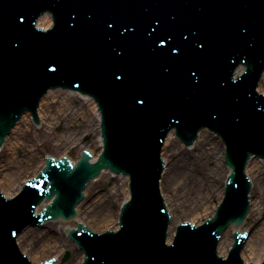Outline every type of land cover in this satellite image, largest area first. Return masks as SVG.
Returning a JSON list of instances; mask_svg holds the SVG:
<instances>
[{"label":"water","instance_id":"obj_1","mask_svg":"<svg viewBox=\"0 0 264 264\" xmlns=\"http://www.w3.org/2000/svg\"><path fill=\"white\" fill-rule=\"evenodd\" d=\"M46 8L59 14L61 27L44 33L33 21ZM50 25L48 14L37 20ZM239 63L247 69L233 79ZM263 69L264 0H0V140L48 87L62 83L101 102L107 145L94 164L88 153L74 168L65 158L48 159L18 197L0 196V264H30L20 252L34 264L51 257L79 264L82 253L65 234L75 221L24 229L20 252L14 238L26 224L73 216L85 183L106 167L129 173L132 198L118 232L87 236L84 264H235L217 259L214 248L227 223L246 214V160L264 157V95L254 90ZM171 125L189 141L204 125L224 134L233 172L216 217L190 235L179 231L186 236L167 246L169 217L157 183ZM84 192L75 220L96 232L116 229L127 179L102 172Z\"/></svg>","mask_w":264,"mask_h":264},{"label":"bare ground","instance_id":"obj_2","mask_svg":"<svg viewBox=\"0 0 264 264\" xmlns=\"http://www.w3.org/2000/svg\"><path fill=\"white\" fill-rule=\"evenodd\" d=\"M257 90L264 92V73L257 86ZM73 100H80V104H78V106L74 105L72 102ZM96 107L97 106L95 102L90 97L81 96L78 93L69 91L64 92L57 89L46 93L41 98L37 108V113L41 124L44 122L47 124V126H53L56 123H61L66 130V136L68 135L69 139L73 141L74 145L77 142L80 143L81 134L86 132L88 136L91 137L90 143L97 142L99 146L96 153H94L90 148L91 144L84 147L86 149L92 150L91 160H93L94 157L99 154L101 148V137L100 133L97 132L99 130V113ZM32 127L33 122L31 119V114L25 113L11 129L10 134H7L5 137L2 148V150L5 152V155L4 158L0 160V188L6 196H12L16 193L14 192L16 188L21 186L22 181H24V179L28 176L26 174L34 169V167L37 170L44 165V159L43 156H41V159L34 165L32 164V166L27 168L24 167L25 169L23 168V164H25L27 158L31 156L29 158L31 159L35 156L34 140L27 134ZM34 127V129L37 128L36 126ZM94 130L96 133H94ZM22 136H25L26 138L28 137L31 144H26L24 142L25 140H22ZM62 137L60 139H62ZM174 140H176L174 138V134L173 132H170L165 138L160 150V154L163 157L165 164V170L162 171L163 176L159 183L160 191L163 196L165 195L164 192H167L169 188L172 191L170 197L166 196L164 199L165 202H167V200H170L171 202L175 196H178L180 198L181 204L183 203L193 206V204H188V196L191 192L188 189L186 191L187 186L185 185V181L187 179H192L194 184L198 181V177L194 176L192 172L193 170L190 168L188 163L190 160V152L196 151L198 152V156L202 157L199 166H204V168L207 170L206 176L208 178H215L216 184L212 183V185L217 186V182L220 179V173L224 168L227 169L224 162V145L221 142L219 136L207 132L206 130H202L199 133V137L195 141L192 149L182 147V150L177 153L176 151L171 150L173 149ZM18 149L25 151V155L23 157L17 156L16 151ZM165 151L168 153V156L171 157L170 165L168 167L166 166L167 158H165ZM65 154L68 155L66 150L62 153V155ZM208 163H212V165L207 167ZM20 169L24 170L23 173L20 175V177L15 178V173H17V171ZM245 170L246 173H248L251 181H253L251 175L256 178V180L262 179V181H264V163L261 160L251 159ZM225 171L228 172V169ZM249 201L250 206L248 208V212H251L252 210L258 215L259 211L261 210L259 206L261 201V193H259L258 197L255 199L250 194ZM215 206L216 204L213 206L214 209ZM209 212L210 208L206 207L202 213L194 216L191 221L194 222L199 218H201L203 221L208 216ZM175 223L176 222H174V219H172L169 224L167 242L171 241ZM230 232L231 231L229 227V230L227 228V230H225L222 234L218 247L219 254L225 255L229 246L231 245L232 237L229 236V234L227 236V233ZM242 255L243 258H246V260L252 261L253 259L255 262H260L264 257V221H260L259 224L252 230V233L247 237L243 246Z\"/></svg>","mask_w":264,"mask_h":264},{"label":"rangeland","instance_id":"obj_3","mask_svg":"<svg viewBox=\"0 0 264 264\" xmlns=\"http://www.w3.org/2000/svg\"><path fill=\"white\" fill-rule=\"evenodd\" d=\"M261 92V91H260ZM74 105L80 104V100H73L72 101ZM33 126L27 133L28 136L32 137L34 140V148H35V156L31 159L27 158L25 164H23V168H27L34 165L36 162H38L41 159V156L52 155L54 157H60L62 153L66 150L68 152V155L70 156L71 160L75 162L80 155L81 150L86 146L90 145V148L93 150L94 153L98 150V143L97 142H91V137L88 136V134L82 133L80 137V143H76L74 145L73 141L69 139L68 135L66 136V130L64 129L63 125L61 123H56L53 126H47L46 123L40 124L36 129ZM94 133L96 131L94 130ZM68 134V133H67ZM63 135V137H62ZM79 135V134H78ZM62 137V139H60ZM22 140H25L24 142L26 144H31L28 137L22 136ZM183 144L181 142H178L177 140L173 141V151H176L177 153L182 150ZM193 148V145L191 146ZM3 146L0 148V160L4 158L5 152L2 150ZM191 148V149H192ZM17 156L23 157L25 155V151H22L21 149H18L16 151ZM165 158H167V167L170 165V156H168V153L165 151ZM203 156V155H202ZM189 165L190 168L193 170L194 176L198 177L197 183H193L192 179L186 180L185 185L187 186V189L191 192L188 196V204H193V206H189L186 204L180 203V198L178 196H175L172 201L167 200V206L169 209V212L172 214V217L174 219V222H176L174 225H176L180 221L184 220H190L196 216L197 214H200L204 211L206 207L210 208V212L208 215L212 214L214 211V205L217 204L221 198H222V192H223V180H224V174L227 172L226 168L223 169V171L220 173V179L217 182V186H213V184H216L215 178L211 177L208 178L206 176L207 170L204 168V166L200 167L199 163L202 159L201 156H198V152L192 151L189 155ZM212 163H208L207 167H210ZM24 168V169H25ZM165 168L163 169V171ZM23 169L17 171L15 173V178L20 177V175L23 173ZM39 171V168L36 170L32 169L25 179L32 177ZM163 173L161 174L162 179ZM252 184L253 189L251 191L252 197L255 199L258 197V194L261 193V201L259 203V206L261 210L259 211V214L257 215L255 211L251 212L249 211L247 215V219L244 221L241 229L245 231L246 229H250V234L252 233V230L259 224L260 221H264V181L262 179L256 180L252 175ZM24 179V180H25ZM24 181H22L23 183ZM21 183V184H22ZM19 186L16 188L14 192H17L19 190ZM185 191V192H186ZM165 195L163 196L164 199L166 196L170 197V194L172 193L171 189L169 188L168 191L164 192ZM263 193V194H262ZM200 195V196H199ZM178 197V198H177ZM201 197V199H200ZM200 199V200H199ZM259 200V199H257ZM202 221L201 218H199L196 221H191V223L198 224V222ZM229 230V229H228ZM232 228L230 227V231ZM231 236L230 233H227V236ZM229 238V237H228ZM243 252V251H242ZM243 257V256H242ZM246 258L244 257V260Z\"/></svg>","mask_w":264,"mask_h":264},{"label":"snow or ice","instance_id":"obj_4","mask_svg":"<svg viewBox=\"0 0 264 264\" xmlns=\"http://www.w3.org/2000/svg\"><path fill=\"white\" fill-rule=\"evenodd\" d=\"M21 19H23V17H21ZM161 43H164V41L161 40ZM201 47H203V45H201ZM173 50H174V51H178V49H173ZM51 69H52V71H55V70H56V65L53 64V65L51 66ZM140 103H144V101L141 100Z\"/></svg>","mask_w":264,"mask_h":264}]
</instances>
